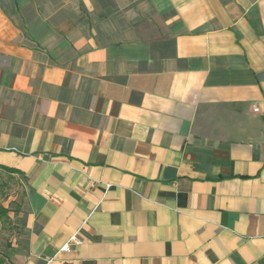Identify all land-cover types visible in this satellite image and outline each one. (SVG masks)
Segmentation results:
<instances>
[{"label": "crops", "instance_id": "1", "mask_svg": "<svg viewBox=\"0 0 264 264\" xmlns=\"http://www.w3.org/2000/svg\"><path fill=\"white\" fill-rule=\"evenodd\" d=\"M0 165L16 264H264V0H0Z\"/></svg>", "mask_w": 264, "mask_h": 264}, {"label": "rangeland", "instance_id": "2", "mask_svg": "<svg viewBox=\"0 0 264 264\" xmlns=\"http://www.w3.org/2000/svg\"><path fill=\"white\" fill-rule=\"evenodd\" d=\"M0 207L8 214L0 217V264H16L15 244L18 228L15 224L23 200V183L19 173L1 170Z\"/></svg>", "mask_w": 264, "mask_h": 264}, {"label": "trees", "instance_id": "3", "mask_svg": "<svg viewBox=\"0 0 264 264\" xmlns=\"http://www.w3.org/2000/svg\"><path fill=\"white\" fill-rule=\"evenodd\" d=\"M1 170H4V171H7L9 173H14L16 171H14L13 169L11 168H8V167H4V166H1L0 165V173H1ZM0 178H1V174H0ZM2 182L0 181V187L2 186ZM8 214V210L4 209L3 207H0V217L2 216H5Z\"/></svg>", "mask_w": 264, "mask_h": 264}, {"label": "built area", "instance_id": "4", "mask_svg": "<svg viewBox=\"0 0 264 264\" xmlns=\"http://www.w3.org/2000/svg\"><path fill=\"white\" fill-rule=\"evenodd\" d=\"M72 243H79V241L76 239V237H73L71 240H70V242L69 243H67L66 245H64L63 247H62V250H65V251H67V250H69L70 249V246H71V244Z\"/></svg>", "mask_w": 264, "mask_h": 264}]
</instances>
